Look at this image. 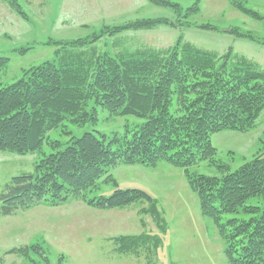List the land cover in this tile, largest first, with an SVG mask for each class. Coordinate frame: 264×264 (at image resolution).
<instances>
[{"label":"trees","instance_id":"obj_1","mask_svg":"<svg viewBox=\"0 0 264 264\" xmlns=\"http://www.w3.org/2000/svg\"><path fill=\"white\" fill-rule=\"evenodd\" d=\"M11 1L21 12L15 0ZM232 2L249 12L243 0ZM253 14L262 18L255 11ZM160 20L104 27L93 38L68 43L83 47L101 39L109 28L107 34L114 35L165 23ZM184 44L163 55L140 49L116 56L90 54L86 48H69L67 54L58 49L54 60L26 70L18 81L10 85L0 82V150L39 153L45 142L52 149L48 154L43 151L34 173L14 176L0 192V214L12 215L40 204L57 206L76 198L98 209L144 201L149 207L143 212L159 216L156 201L141 189L117 187L110 196L97 197H90L89 192L100 187L101 181L117 186L108 172L118 164L156 166L164 161L184 170L198 195L202 215L214 221L226 244L229 262L264 264V151L233 170L216 158L218 151L212 142L215 133L255 127L264 110V70L246 62L230 64L228 53L200 52L190 43ZM97 56L102 63L100 59L96 62ZM69 57L73 61L61 64ZM8 60L0 56V70ZM92 100L114 116L133 115L145 122L134 129L128 127L123 138L85 132L73 136L64 148L60 141L49 139V132L66 121L76 125L96 121L97 108L88 110ZM204 162L217 167L219 175L191 171ZM255 197L261 198L262 205L247 204ZM240 211L249 218H224ZM145 235L121 237L120 249L137 248L148 240L141 238ZM31 247L41 252L47 264H61L51 263L40 244L22 252Z\"/></svg>","mask_w":264,"mask_h":264},{"label":"rangeland","instance_id":"obj_2","mask_svg":"<svg viewBox=\"0 0 264 264\" xmlns=\"http://www.w3.org/2000/svg\"><path fill=\"white\" fill-rule=\"evenodd\" d=\"M168 1L173 4L162 6L149 0H15L20 12L11 0H0V56L9 59L0 70V82L10 85L18 81L26 70L54 60L58 49L67 54L69 48H86L90 54L108 52L115 56L140 49L163 55L181 49L186 42L200 52L228 53L230 64L246 62L264 70V0H243L248 13L238 9L233 0ZM157 18L165 23L114 35H108L109 28L105 36L87 46L69 44L75 39L93 38L104 27ZM98 59L103 62L98 56L96 62ZM69 60L73 61L69 57L60 62ZM93 107L97 108L96 121L84 125L66 121L49 132V139L60 141L64 148L73 136L85 132L123 138L128 127L134 129L145 122L133 115L114 116L94 100L88 110ZM212 142L220 162L233 170L239 168L264 151V110L252 129L221 131L212 135ZM43 151H52L49 143L45 142L39 153L21 155L0 150V192L14 176L34 173ZM191 169L193 173L219 175L218 168L208 162ZM108 175L116 179L117 186L101 181L100 187L89 192L90 197L110 196L117 187L141 189L156 201L159 216L144 213L149 207L144 201L98 209L76 198L57 206L40 204L12 215L0 214V264H47L37 249L22 252L35 244L43 247L51 263L231 264L216 224L202 215L198 195L182 168L164 161L156 166L118 164ZM247 204L262 205V200L255 197ZM231 217L247 219L249 215L240 211L224 216ZM140 234H147L141 238L148 240L135 250L120 249L121 237ZM152 235L161 242H154Z\"/></svg>","mask_w":264,"mask_h":264}]
</instances>
